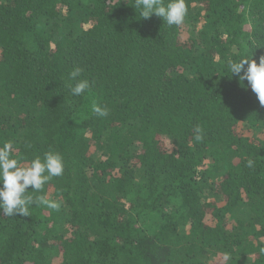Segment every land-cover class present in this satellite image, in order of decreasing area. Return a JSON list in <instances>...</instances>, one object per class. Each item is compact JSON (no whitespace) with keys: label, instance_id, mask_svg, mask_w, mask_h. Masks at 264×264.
<instances>
[{"label":"trees","instance_id":"trees-1","mask_svg":"<svg viewBox=\"0 0 264 264\" xmlns=\"http://www.w3.org/2000/svg\"><path fill=\"white\" fill-rule=\"evenodd\" d=\"M185 3L169 26L135 0H0V146L64 161L28 189L59 210H0V264H264V105L226 67L264 56V0Z\"/></svg>","mask_w":264,"mask_h":264},{"label":"clouds","instance_id":"clouds-1","mask_svg":"<svg viewBox=\"0 0 264 264\" xmlns=\"http://www.w3.org/2000/svg\"><path fill=\"white\" fill-rule=\"evenodd\" d=\"M135 8L140 10V17L149 18L152 14L160 17L169 26L181 25L188 13L185 0H135ZM264 46V44L256 47ZM227 70L238 78L242 84L247 81L251 90L256 94L261 105H264V56L259 63L248 57L239 60L229 59L226 64ZM83 70L74 68L69 73V90L73 96H81L86 90H90V82L87 79H77ZM92 112L99 117L108 115V109L96 103L92 104ZM196 141L203 139V129L195 127ZM13 144L6 141L0 146V210L5 217L16 215L30 216L29 208L32 205L45 206L49 209L59 210L60 202L47 199L43 195L33 196L31 191L40 192L46 183L54 177L63 175L64 161L61 154L47 151L43 155H36L26 165L21 164V158L12 156ZM245 166L249 169L255 167V161L251 158L246 160ZM264 252V248H261ZM225 262L230 260L228 253L223 254Z\"/></svg>","mask_w":264,"mask_h":264},{"label":"rangeland","instance_id":"rangeland-1","mask_svg":"<svg viewBox=\"0 0 264 264\" xmlns=\"http://www.w3.org/2000/svg\"><path fill=\"white\" fill-rule=\"evenodd\" d=\"M189 27V26H188ZM191 30V28L189 27L188 28V32H187V28L186 27H183V29H181V31H180V36H181V38H182V40L183 41H186L188 38H189V36H190V31ZM48 199H52V196L51 195H49L48 196ZM208 223L210 222V219H209V217H207V220H206ZM209 262V264H216V260H209L208 261Z\"/></svg>","mask_w":264,"mask_h":264}]
</instances>
